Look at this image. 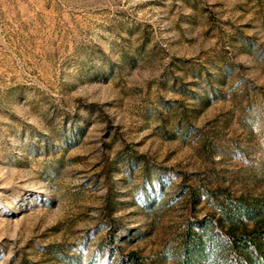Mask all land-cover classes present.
<instances>
[{
    "label": "rangeland",
    "instance_id": "rangeland-1",
    "mask_svg": "<svg viewBox=\"0 0 264 264\" xmlns=\"http://www.w3.org/2000/svg\"><path fill=\"white\" fill-rule=\"evenodd\" d=\"M253 234L264 0H0V264H264Z\"/></svg>",
    "mask_w": 264,
    "mask_h": 264
},
{
    "label": "trees",
    "instance_id": "trees-1",
    "mask_svg": "<svg viewBox=\"0 0 264 264\" xmlns=\"http://www.w3.org/2000/svg\"><path fill=\"white\" fill-rule=\"evenodd\" d=\"M246 215L250 217L252 215V211H248L246 213ZM200 226H202V224L198 225V227H200ZM259 235H262V234H256L255 236L257 237ZM256 237H254V234H253V235H249V236L244 235L241 237L233 238L231 241L232 246H231L230 250L237 251L238 248L241 247L244 249H248V250H250V252L252 251V253L255 254L257 252V250L259 249L258 244L255 242ZM262 238L264 240V235H262ZM251 259H253V258H251ZM122 262L131 263V264H141L136 253H130L127 256L123 257ZM240 262H241V260H240ZM247 262L251 263L250 259L249 260L247 259V260L241 262V264H246Z\"/></svg>",
    "mask_w": 264,
    "mask_h": 264
}]
</instances>
